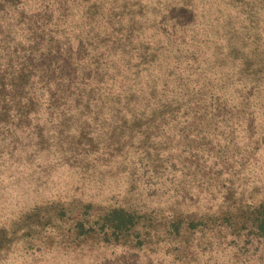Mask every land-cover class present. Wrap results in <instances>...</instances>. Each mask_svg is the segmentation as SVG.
Masks as SVG:
<instances>
[{"label": "rangeland", "instance_id": "374dc122", "mask_svg": "<svg viewBox=\"0 0 264 264\" xmlns=\"http://www.w3.org/2000/svg\"><path fill=\"white\" fill-rule=\"evenodd\" d=\"M261 205L264 0H0V264H264Z\"/></svg>", "mask_w": 264, "mask_h": 264}, {"label": "trees", "instance_id": "16d2710c", "mask_svg": "<svg viewBox=\"0 0 264 264\" xmlns=\"http://www.w3.org/2000/svg\"><path fill=\"white\" fill-rule=\"evenodd\" d=\"M255 214L256 228L264 233V205H261ZM133 219L134 217L131 214L124 213L123 211H111L104 218L108 229H116L119 225L124 226L125 224L133 225Z\"/></svg>", "mask_w": 264, "mask_h": 264}]
</instances>
